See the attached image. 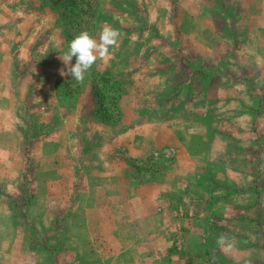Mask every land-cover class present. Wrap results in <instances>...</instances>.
<instances>
[{
	"label": "crops",
	"instance_id": "0c3cea01",
	"mask_svg": "<svg viewBox=\"0 0 264 264\" xmlns=\"http://www.w3.org/2000/svg\"><path fill=\"white\" fill-rule=\"evenodd\" d=\"M101 7L105 95L46 0H0V264H264V0Z\"/></svg>",
	"mask_w": 264,
	"mask_h": 264
},
{
	"label": "clouds",
	"instance_id": "9594fccd",
	"mask_svg": "<svg viewBox=\"0 0 264 264\" xmlns=\"http://www.w3.org/2000/svg\"><path fill=\"white\" fill-rule=\"evenodd\" d=\"M118 36L119 32L111 26L101 28L98 41L87 31H81L74 35L60 56L64 63L61 75L66 72L70 75L71 80L77 83L82 82L96 60L106 57L109 54V49L117 45ZM73 58H75V62L70 63Z\"/></svg>",
	"mask_w": 264,
	"mask_h": 264
},
{
	"label": "trees",
	"instance_id": "16d2710c",
	"mask_svg": "<svg viewBox=\"0 0 264 264\" xmlns=\"http://www.w3.org/2000/svg\"><path fill=\"white\" fill-rule=\"evenodd\" d=\"M52 9L57 11L64 21L69 40L74 35L81 31H87L91 36L95 34L98 24L103 19V10L100 0H46ZM87 77L91 82H101L103 87V94L107 90H118L119 82L109 81L101 77L95 67H92L87 72ZM104 85V86H103ZM119 95V92L116 94ZM112 98H115L112 96ZM148 163H151L148 160ZM153 166V165H152ZM157 170L159 167H154Z\"/></svg>",
	"mask_w": 264,
	"mask_h": 264
},
{
	"label": "rangeland",
	"instance_id": "374dc122",
	"mask_svg": "<svg viewBox=\"0 0 264 264\" xmlns=\"http://www.w3.org/2000/svg\"><path fill=\"white\" fill-rule=\"evenodd\" d=\"M101 2H102V0H100V4H101ZM88 74V73H87ZM89 75V74H88ZM159 165H160V163H159ZM160 169V167L158 168V170ZM153 173H155V168H154V166H148V168H146V169H144L143 170V176H151V175H153Z\"/></svg>",
	"mask_w": 264,
	"mask_h": 264
}]
</instances>
